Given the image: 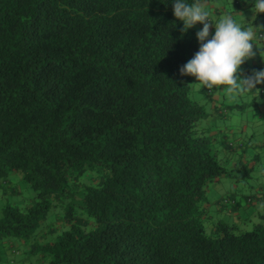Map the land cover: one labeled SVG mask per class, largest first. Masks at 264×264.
Wrapping results in <instances>:
<instances>
[{
  "label": "trees",
  "instance_id": "16d2710c",
  "mask_svg": "<svg viewBox=\"0 0 264 264\" xmlns=\"http://www.w3.org/2000/svg\"><path fill=\"white\" fill-rule=\"evenodd\" d=\"M182 28L172 0H0V183L33 191L1 203L0 241L22 264H264V214L206 229L231 170L179 74L201 25Z\"/></svg>",
  "mask_w": 264,
  "mask_h": 264
},
{
  "label": "rangeland",
  "instance_id": "374dc122",
  "mask_svg": "<svg viewBox=\"0 0 264 264\" xmlns=\"http://www.w3.org/2000/svg\"><path fill=\"white\" fill-rule=\"evenodd\" d=\"M249 1L252 0H212L201 3L209 13V22L213 25L209 28V35L213 36L215 33L214 26L217 23V18L220 19L225 15H231L237 23H241L243 29L250 27L247 22H241L243 18H248L252 13ZM237 6L239 9H236ZM201 26L203 27L202 24ZM253 31L255 36L252 42L257 48L264 49V30L253 28ZM255 45L253 46L254 52L257 51ZM261 70H264V52L261 53V56L257 52L254 57L240 65L237 76L246 78ZM188 78L189 99L201 104L206 113L205 118L199 121V126L209 139L210 148L217 152L218 146L227 144L233 149L218 157L223 167L231 171L229 175L216 176L207 184L208 190H206L205 197L208 208L212 216L216 217L214 221L235 224L243 230L248 229L257 220L255 211L260 207L252 201L246 204L244 196L253 194L252 188L261 181V178L258 177L260 176L259 168L262 164L264 166V113L261 112L264 92H259L260 89H264V83L256 85L255 89L250 91L228 94L223 90L226 86H219V88L214 86L213 90L209 91L196 82L195 77L188 76ZM245 137H250V140L244 144L251 154H248V151L242 154L237 148V143L241 147L239 138L244 139ZM219 154H221L220 151ZM252 156L257 159L255 160ZM9 177L11 182L0 183V205L2 202H8L21 206L32 196L33 191L24 181L17 179L15 173ZM240 203L247 206L236 208L235 216L214 210L218 206L222 210L230 209L233 204L239 205ZM61 211L63 210L59 206L52 208L44 220L51 222L55 218V214L60 215ZM259 211L263 210L259 209ZM231 213L234 212L231 211ZM24 243L27 242L17 240V245L13 247L4 240L0 241V264H9L7 256L11 254L15 255L16 264H22V261L27 260L21 252L22 248L28 247V244ZM35 256L37 257V255ZM31 259L32 257L29 256V261Z\"/></svg>",
  "mask_w": 264,
  "mask_h": 264
},
{
  "label": "clouds",
  "instance_id": "9594fccd",
  "mask_svg": "<svg viewBox=\"0 0 264 264\" xmlns=\"http://www.w3.org/2000/svg\"><path fill=\"white\" fill-rule=\"evenodd\" d=\"M173 15L183 22L182 33L192 28L197 23L203 25L196 33V39L200 43L199 51L194 57L180 68L181 76L195 77L203 87L212 91L214 86H226L223 88L228 94L242 93L255 89L256 85L264 83V70L254 72L251 76L240 78L237 76L240 65L247 59L254 57L257 52L264 49L257 48L252 42L255 36L252 21L256 20L257 13H264V0H254L251 11L253 15L247 21L250 27L243 29L231 15L222 16L216 25L215 33L210 40L209 28L213 26L209 22V13L201 3L191 5L184 0H172ZM255 45L257 51H253ZM247 198H251L247 196ZM245 199V203L248 204Z\"/></svg>",
  "mask_w": 264,
  "mask_h": 264
},
{
  "label": "crops",
  "instance_id": "0c3cea01",
  "mask_svg": "<svg viewBox=\"0 0 264 264\" xmlns=\"http://www.w3.org/2000/svg\"><path fill=\"white\" fill-rule=\"evenodd\" d=\"M249 3H250V5H251V7H252V5H253V0L252 1H249ZM248 6H249V4H247ZM236 9H239L238 8V6L236 7ZM235 9V10H236ZM225 13H227V12H225ZM253 15V13H251V15L248 17V18H243L242 20H241V22H247L250 18H251V16ZM218 18H217V22H218ZM238 23H240V22H238ZM248 23V22H247ZM241 24V23H240ZM201 25V24H200ZM201 28H202V26H201ZM259 36H260V34H259ZM262 113H264V96L262 95ZM255 104V103H254ZM256 105V104H255ZM240 139V142H241V147L239 146V144L237 143L236 145H237V148H238V150H239V152H241L242 154H245L246 153V151H248V154H251V151H249L247 148H245L246 147V144H244V142H247V141H249L250 140V137H245L244 139H241V138H239ZM222 146H218L217 147V152L216 151H214L212 148H210V150L217 156V158L219 157V156H223L222 155V153L224 154V153H228L229 151H232L233 149L231 148V147H229L227 144H221ZM220 147H221V149H220ZM219 151H220V153L221 154H219ZM255 158V160L257 159L255 156H252V158ZM256 165V164H255ZM254 167V166H253ZM253 169V168H252ZM259 175L260 176H258V177H260L261 178V181H259V182H257L255 185H254V187L252 188V190H253V194H251L249 197L251 198V201H252V203H256L258 206H260L258 209H256V211H255V213H257V216L258 215H260V214H264V199L262 198V192L264 191V166H263V164H262V166H260V168H259ZM206 190H208V186H207V188H206ZM250 201V202H251ZM208 203L206 202V204L204 203V206L206 207V208H208V205H207ZM251 204V203H250ZM245 206H247L246 204H243V203H240L239 205L237 204V206L235 207H231L230 209H224V210H222V208L220 207V206H218V207H216V209H214V210H217V211H219V212H225V214H227V215H232V216H235V209L237 208H240V207H242V208H244ZM263 208V209H262ZM259 209H261V210H263L262 212H260L259 211ZM231 211H233L234 213H231ZM207 215H208V223L206 224L207 226H206V229L208 228V229H213V227H212V224L213 223H215V222H217V220L216 221H214V219L216 218V217H214V216H212V213H211V211L209 210V208H208V212H207Z\"/></svg>",
  "mask_w": 264,
  "mask_h": 264
},
{
  "label": "built area",
  "instance_id": "2783aa9c",
  "mask_svg": "<svg viewBox=\"0 0 264 264\" xmlns=\"http://www.w3.org/2000/svg\"><path fill=\"white\" fill-rule=\"evenodd\" d=\"M259 92H264V89H260ZM250 201L249 198H247V202Z\"/></svg>",
  "mask_w": 264,
  "mask_h": 264
}]
</instances>
